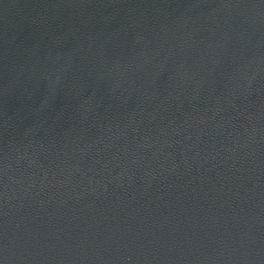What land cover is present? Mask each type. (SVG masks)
Returning <instances> with one entry per match:
<instances>
[{
	"label": "water",
	"instance_id": "water-1",
	"mask_svg": "<svg viewBox=\"0 0 264 264\" xmlns=\"http://www.w3.org/2000/svg\"><path fill=\"white\" fill-rule=\"evenodd\" d=\"M0 264H264V0H0Z\"/></svg>",
	"mask_w": 264,
	"mask_h": 264
}]
</instances>
